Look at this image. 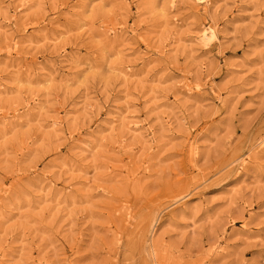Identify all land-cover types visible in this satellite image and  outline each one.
Here are the masks:
<instances>
[{"label": "rangeland", "instance_id": "1", "mask_svg": "<svg viewBox=\"0 0 264 264\" xmlns=\"http://www.w3.org/2000/svg\"><path fill=\"white\" fill-rule=\"evenodd\" d=\"M0 264H264V0H0Z\"/></svg>", "mask_w": 264, "mask_h": 264}, {"label": "bare ground", "instance_id": "2", "mask_svg": "<svg viewBox=\"0 0 264 264\" xmlns=\"http://www.w3.org/2000/svg\"><path fill=\"white\" fill-rule=\"evenodd\" d=\"M214 37V35H213V32H212V30L210 29V28H203L202 30H201V32H200V35H199V38L201 39V40H205V41H207V40H210L211 38H213Z\"/></svg>", "mask_w": 264, "mask_h": 264}]
</instances>
